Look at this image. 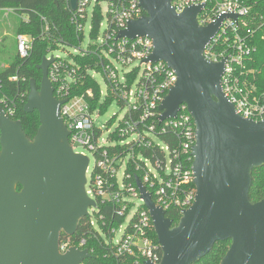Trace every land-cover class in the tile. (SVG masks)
I'll return each instance as SVG.
<instances>
[{"label":"water","instance_id":"1","mask_svg":"<svg viewBox=\"0 0 264 264\" xmlns=\"http://www.w3.org/2000/svg\"><path fill=\"white\" fill-rule=\"evenodd\" d=\"M172 1L138 0L144 15L118 34V39L149 38L148 61L164 62L177 76L158 108L160 121L175 118L185 105L195 126V200L175 226L136 179L162 251L159 264L199 263L224 241L230 246L219 264H264V197L255 203L248 197L253 170L264 167V119L235 114L221 90L224 61L203 56L222 21L237 17L200 27L203 6L176 14ZM69 4L74 11L76 0ZM52 61L42 59L39 89L33 81L29 85L24 112L36 111L39 118L32 140L0 108V264H82L90 258L77 248L58 252L61 234L73 236L96 203L85 192L89 160L72 151L60 118L66 100L53 95Z\"/></svg>","mask_w":264,"mask_h":264},{"label":"built area","instance_id":"2","mask_svg":"<svg viewBox=\"0 0 264 264\" xmlns=\"http://www.w3.org/2000/svg\"><path fill=\"white\" fill-rule=\"evenodd\" d=\"M63 2L70 9L69 0ZM102 4L107 6L106 28L101 38L96 39L99 43L93 45L101 48V57L106 61L103 78L117 100L114 102H121V108L125 110L115 130L97 125L100 113L98 109H90L87 101V98H92L90 91L72 96L73 87L81 80L78 69L72 66V55L68 59L51 56L53 61L48 68V78L54 88V97L59 101L66 100L60 106L59 114L69 131L68 141L72 151L74 147L80 146L91 152L95 160L89 182L86 179V195L103 207H111L102 214L97 205L88 209L89 229L95 232L93 236L101 239L103 244L100 255L113 260L114 264H159L162 251L153 237L152 219L136 183L133 185L129 182L127 167L130 164L134 166L141 184L157 207L165 214L175 210L181 217L182 212L193 204L196 194L192 171L195 126L185 105L180 106L175 118L160 121L161 112L158 108L175 85L177 76L164 62L148 61L153 51L152 41L147 37L118 39L119 32L126 28L128 22L144 15L138 0H76L75 10L70 9L71 22L76 31L84 33L88 8L92 6L91 20L95 7L99 6L101 11ZM171 6L176 14L191 6H203L197 17L200 27L209 26L222 16L237 17L235 20L227 18L222 21L203 56L210 62L224 61L221 90L235 114L247 120H263L264 94L259 97L253 95V86L248 78L250 71L245 66L255 51L251 38L256 31L254 29L258 28L254 24L251 6L241 0H173ZM16 48L18 56L26 58L31 48L30 41L25 36H18ZM54 51L48 50L47 54ZM76 51V55L84 56L87 47ZM115 65L130 70L119 79ZM133 70H137L135 91H131V83L128 82V75ZM86 72L92 79L97 74L92 70ZM15 80L11 78V81ZM1 104L7 117L12 118L16 110L15 102L3 99ZM104 133L106 136L103 139ZM111 133H115L117 140L109 138ZM162 136L174 138L177 141L176 148L171 150L168 144L161 141ZM123 147L125 150H122ZM135 149L140 151L134 153ZM142 150L148 152V156ZM88 168L89 162L86 174ZM121 170L122 178L119 181ZM133 200H138L140 205L122 230L120 240L113 242L115 233L122 228L133 209ZM89 210H92L94 220ZM117 220L120 221L118 224L115 223ZM85 245L86 240L83 238L75 240L72 236L64 235L60 237L58 252L65 254L71 248H77L86 250L90 257L95 254L94 249H85Z\"/></svg>","mask_w":264,"mask_h":264},{"label":"trees","instance_id":"3","mask_svg":"<svg viewBox=\"0 0 264 264\" xmlns=\"http://www.w3.org/2000/svg\"><path fill=\"white\" fill-rule=\"evenodd\" d=\"M252 8V15L255 16L254 24L255 33L251 38V44L255 48L250 59L246 62V70L248 78L253 86V95L261 96L264 94V0H241ZM71 11L63 0H58V6L53 4V0H0V23L4 17L11 18L14 23L15 47L18 36H25L30 41V51L26 58H20L17 53L13 56L5 54L3 49L2 54L7 63L0 67V108L3 99L14 101L16 104L15 115L10 118L21 123L23 132L28 139L32 140L39 127V118L36 111L25 113L24 106L27 102L30 82H34L37 89L40 87L42 72L39 66L42 59L46 57L48 50H58L59 47H68L81 49V43L84 35L76 31L75 26L71 22ZM103 21L99 6H96L92 18L90 20V40L97 39L100 25ZM2 28V24H0ZM45 27L48 28L45 31ZM3 47V46H2ZM99 47L88 44L87 52L84 56H71L72 66L78 69L77 73L81 79L75 87H73L72 96L85 94L87 91L92 93V98H87L90 109H98L101 114L106 107L117 101L115 96L110 91V86L106 84V94L102 99L101 90L94 79L87 74L86 70L95 71L102 77L106 61L101 57ZM0 52V53H1ZM137 75V70H133L128 75V82L134 79ZM11 78H16L11 81ZM105 81V80H104ZM122 107L121 102H114ZM111 123L108 124V126ZM107 126V127H108ZM110 139L117 140L115 133H111ZM161 141L168 144L170 149L176 148L177 141L171 136H162ZM125 150V147L122 148ZM121 151V150H120ZM140 150L135 149L134 153ZM144 155L148 156V152L142 150ZM160 155L158 151H155ZM129 174V182L133 185L136 179H140L139 173H135L132 164L127 167ZM20 186L17 187V191ZM249 200L255 203L264 197V167L255 169L252 172V184L249 191ZM97 208L101 214L109 211V207H103L99 202H96ZM166 217L173 222L175 226L180 215L175 210L166 212ZM120 221H115L118 224ZM95 232L89 229L88 218H83L78 225L76 233L72 236L73 239H85V249H94L95 254L85 260L84 264H114L113 260H108L100 255L103 250L101 239L94 237ZM64 235L61 234V237ZM154 240L157 242L156 235L153 233ZM230 246V241L216 243L212 251L203 258L199 263L195 264H219L226 251ZM89 251V250H88Z\"/></svg>","mask_w":264,"mask_h":264},{"label":"rangeland","instance_id":"4","mask_svg":"<svg viewBox=\"0 0 264 264\" xmlns=\"http://www.w3.org/2000/svg\"><path fill=\"white\" fill-rule=\"evenodd\" d=\"M91 12H92V6L88 8V16H87V21L85 22V26H84V38L83 41L81 43V48L84 50L86 49L88 44H94V43H99V41L95 40H90L89 37V32H90V16H91ZM101 14L103 16V21L102 24L100 26L99 29V33H98V39L101 38L103 32L105 31L106 28V14H107V6L105 4L101 5ZM14 21L9 18V17H4L3 22L0 23L2 24V28L0 27V52L3 49V51L5 52L6 55H10L13 56L16 53V47H15V35H14ZM17 38V37H16ZM3 46V47H2ZM77 49L74 48H68V47H59L58 50L47 54L46 55V59H50L51 56L54 58H60V59H68L69 55L72 56H76V54L78 53L76 51ZM4 58H6L2 52L0 53V67L1 66H5L7 63L5 62ZM117 70H118V76L119 79H122V77H124V73L128 72L130 70V68H122L119 65H115ZM94 80L96 81V83L98 84L100 90H101V94H102V99L106 94V84L104 81V78L101 75H97L94 74L93 75ZM136 84H137V78H134L130 84V89L131 91H135L136 89ZM125 113V110H123V108H121L119 105H117L116 103H111L110 105H108L105 109V111H103L98 120H97V125L98 126H105L107 127L109 123H111L108 126V129L110 131L115 130V128L117 127L118 121L122 119L123 115ZM105 133L103 135V139L105 138ZM74 153L75 154H80L83 156H86L89 160V168H88V172L86 174V179L87 182H89L90 180V173L95 165V160L92 156V153L89 152L88 150L80 147V146H76L74 147ZM168 163H169V159H168V154H167V167H166V172H168ZM151 168V167H149ZM122 172L123 170H121L118 174V179L119 181H121L122 178ZM134 203L133 209L131 210L128 218L125 220V222L122 224V228L120 230H118L113 238V242H118L122 236V230L127 226L130 218L133 216V214L135 213L136 208L140 205V202L138 200H133L132 201ZM89 214L92 217V219L94 220L93 217V213L92 210H89Z\"/></svg>","mask_w":264,"mask_h":264}]
</instances>
